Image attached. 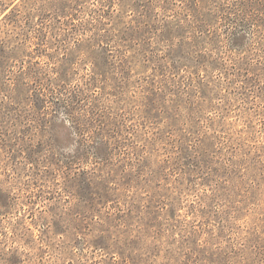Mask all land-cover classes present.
<instances>
[{
	"label": "rangeland",
	"instance_id": "obj_1",
	"mask_svg": "<svg viewBox=\"0 0 264 264\" xmlns=\"http://www.w3.org/2000/svg\"><path fill=\"white\" fill-rule=\"evenodd\" d=\"M0 264H264V0H0Z\"/></svg>",
	"mask_w": 264,
	"mask_h": 264
}]
</instances>
